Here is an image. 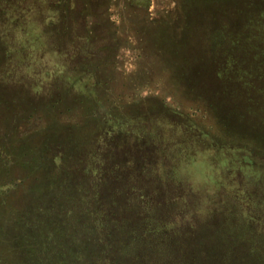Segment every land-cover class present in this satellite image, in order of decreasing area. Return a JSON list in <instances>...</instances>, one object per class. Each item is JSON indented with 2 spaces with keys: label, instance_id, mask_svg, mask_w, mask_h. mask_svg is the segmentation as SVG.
<instances>
[{
  "label": "rangeland",
  "instance_id": "1",
  "mask_svg": "<svg viewBox=\"0 0 264 264\" xmlns=\"http://www.w3.org/2000/svg\"><path fill=\"white\" fill-rule=\"evenodd\" d=\"M206 1L0 0V264L54 260L64 150L142 264H264V0Z\"/></svg>",
  "mask_w": 264,
  "mask_h": 264
},
{
  "label": "trees",
  "instance_id": "2",
  "mask_svg": "<svg viewBox=\"0 0 264 264\" xmlns=\"http://www.w3.org/2000/svg\"><path fill=\"white\" fill-rule=\"evenodd\" d=\"M204 1L206 4L202 5H204V7L208 5V8L210 7L209 4L213 2ZM243 1L245 2V0ZM208 8L206 7L207 11ZM211 12L212 11L209 12V15L207 14L208 16L206 15V17H204L206 24L202 27L203 29H201V31H210L213 33L214 36L210 39L211 45L217 48L219 44L217 45L218 41H216V39L220 34L222 35L224 33L222 37L225 36L226 26H224L223 23L218 24L221 25V27L212 25L211 28V26L208 25L209 23L206 22V19H210ZM233 14L232 11L227 16H232ZM203 35L204 37L201 36V38L207 36L206 33H203ZM210 55L216 57L221 56L217 49L214 51V54L210 52ZM217 60L216 58L213 64L214 67ZM196 73L204 74V72H201L200 68H197ZM213 73L212 70L208 73V76L204 74L208 79L200 78V81L203 79V82H207V80H209V82H218V80L211 78L214 77ZM197 78L198 76L195 75L193 79ZM91 155L94 156L93 153ZM55 159L60 160L61 163L55 166L56 172L53 174L51 183V190H53L50 195L51 198L48 197V195L45 196L47 199L49 198L51 203L45 208L42 207L44 216L45 210H48V222L50 224L52 222L54 231H50V233H48L49 235H42L41 242L43 256L45 255L46 257L48 251L52 248V251H54V260L52 263H49V261L48 263L42 261L41 264H142L139 260H142L144 257L134 253L132 248L134 243H132V241L130 242V240H133L131 238H138L137 232L135 230L130 232L131 234L128 237L129 240L126 242L117 235L121 232L116 231L120 227L118 226V221L112 209L114 202L109 203L106 201L104 203L105 207L104 205H100L103 198L99 194L100 190L98 189L99 185L97 182L95 183L94 180H92L86 185L79 176L77 179H73V171L70 170L68 165L71 159V153L64 150L62 154H57ZM89 167L90 166L87 165L84 168V172L86 171L88 175ZM91 185L96 188L94 194H92V189H90ZM43 188L47 190L46 185L41 187V191ZM99 210H102V212H99ZM56 215H58L57 219H55L57 223L54 221V216ZM59 218H62L63 221H60ZM88 218H91L93 223H88ZM41 220H44L43 215H41ZM46 227L49 229L50 225L48 224ZM63 235L68 237L67 244L61 241ZM118 238H120V240H118ZM52 240H56V244H51ZM178 248V260L185 262V259L180 258L182 256L184 257V254L180 251L182 244H178ZM147 255L145 257H147Z\"/></svg>",
  "mask_w": 264,
  "mask_h": 264
}]
</instances>
